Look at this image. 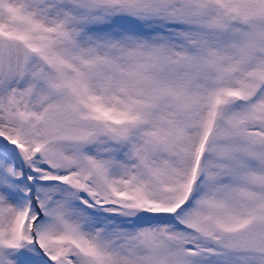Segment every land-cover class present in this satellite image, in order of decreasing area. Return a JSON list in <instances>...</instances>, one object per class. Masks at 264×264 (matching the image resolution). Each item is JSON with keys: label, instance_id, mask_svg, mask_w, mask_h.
Listing matches in <instances>:
<instances>
[{"label": "snow or ice", "instance_id": "1", "mask_svg": "<svg viewBox=\"0 0 264 264\" xmlns=\"http://www.w3.org/2000/svg\"><path fill=\"white\" fill-rule=\"evenodd\" d=\"M0 264H264V0H0Z\"/></svg>", "mask_w": 264, "mask_h": 264}]
</instances>
